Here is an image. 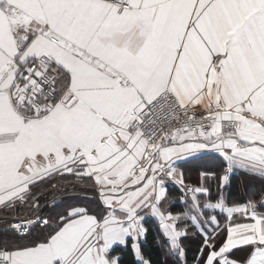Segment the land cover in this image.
I'll use <instances>...</instances> for the list:
<instances>
[{"label":"snow or ice","instance_id":"snow-or-ice-1","mask_svg":"<svg viewBox=\"0 0 264 264\" xmlns=\"http://www.w3.org/2000/svg\"><path fill=\"white\" fill-rule=\"evenodd\" d=\"M210 152L225 185L234 169L264 178V0H0V206L35 212L30 186L64 173L93 178L104 205L9 224L0 264H118L111 250L129 237L150 264L146 211L182 257L165 180ZM227 211L254 222L230 225L217 250L212 216L201 264H240L226 255L238 246L243 264H264V212Z\"/></svg>","mask_w":264,"mask_h":264},{"label":"trees","instance_id":"trees-1","mask_svg":"<svg viewBox=\"0 0 264 264\" xmlns=\"http://www.w3.org/2000/svg\"><path fill=\"white\" fill-rule=\"evenodd\" d=\"M206 157L201 159L203 162L200 167L211 174L206 176L208 180V183L206 181V185L210 198L217 200L218 196L224 192L227 194L229 202L242 203L250 200L253 195L259 192V185L256 181L257 177L241 172L232 174L228 186L223 189L221 187V180L225 174L226 163L216 155ZM261 188H264V184H262ZM31 191L36 193V201L39 202L35 212L28 205L20 204H17L15 207L17 214H12L15 210H7L5 208L0 211V241L15 239L16 237L12 232L5 231L3 228L12 220L25 217L27 214L32 216L44 214L48 217L50 223H52L58 217V214L64 213L71 206L85 207L93 214L98 207H104L97 188L94 186L90 188L84 187L73 177L63 176L60 178L56 174L50 180L45 178V181H37ZM168 191L170 196L183 195V190L176 186H168ZM169 211L172 214H182L186 211V205L178 200L169 207ZM178 225H182L183 230L186 232V235L180 240L184 252L182 257L174 252H170L169 241L160 226L159 219L149 217L145 220L146 234L140 242V251L144 258L150 261V264H201L204 257L200 255V249L204 243V236L195 230L196 227L191 225L190 221L182 220ZM40 231L41 229H36L34 234L38 235ZM224 233L226 231L213 234L215 236L216 247L220 241L218 236L221 235L224 238ZM206 252L207 249L205 248ZM239 252L231 251L229 255L240 257L243 260L247 258V251L245 256H239ZM111 255L118 257V264H141L132 247V238L128 239L126 245H114Z\"/></svg>","mask_w":264,"mask_h":264},{"label":"crops","instance_id":"crops-1","mask_svg":"<svg viewBox=\"0 0 264 264\" xmlns=\"http://www.w3.org/2000/svg\"><path fill=\"white\" fill-rule=\"evenodd\" d=\"M211 155H216L218 157H220L221 159H223L218 153L215 152H210V153H201L197 156H192L189 157L188 159H183V160H179L176 162L175 167L177 169V176L176 178H172V177H168L165 180V188H166V198L164 200L161 201V208L163 211H165V213H169V207L176 201L180 200L182 201L185 205H186V211L182 214H173V215H177L182 217L181 220H179L177 223H179L182 220H187L190 221L191 225L195 226V230L202 233L201 232V228L205 229L206 231L209 232V234H211V229L213 227H215V225L213 224H209L206 223V221L210 220V218L212 216H215L216 218V223L219 225L218 228H216L215 233H219L222 231H226V233H224V238L220 235L218 236L220 238V241L218 243V246L216 247L217 250L220 246H222L223 242H225L226 240V236H227V228L234 224V223H252L254 221H252L250 218H243L241 217L239 212L233 213L231 216L229 215L227 208L228 207H236V206H244L247 204V202H242V203H231L229 202V198L227 196V194H225L224 192L221 193V195L218 196L217 200H214L212 198L209 197L208 191L205 192H201L196 194L197 195V201L194 202L192 200V193L190 191V189H194V188H207L206 185V181L208 183L207 177L208 175H211L209 172H206L204 170L201 169V163L203 161H201V159L203 157L207 158L206 156H211ZM224 161V160H223ZM226 163V161H224ZM227 167V164H226ZM237 172H241V173H248L247 171L243 170V169H234L233 172L231 174H229V182H230V177L232 174L237 173ZM250 174V173H248ZM254 177H257L256 181L259 185L258 187V191L256 195H253V197L250 199L253 202H255L257 204V209L258 211L264 212V206L261 205L260 201L262 196H264V188L260 187L262 186V184H264V178L258 176V175H253L250 174ZM58 177H63V176H68V177H73L76 181H79L84 187H88L90 188L91 186H94V179L93 178H89V177H82L80 179H78L76 176H74L73 174L70 173H64V174H57ZM182 179L183 180V184L179 183V180ZM229 182L225 185L222 183L221 180V187L224 189L226 186H228ZM168 186H176L178 188H181L183 190V195H175V196H170L169 191H168ZM33 186H30V191L32 189ZM95 187V186H94ZM98 189V187H95ZM260 189V190H259ZM99 191V189H98ZM101 201L102 198L100 197ZM223 200L224 204H225V208L219 209V208H205L204 205L205 204H216L217 202ZM195 203H198L200 205L199 208H197L195 206ZM3 206H0V211L3 209ZM171 213V212H170ZM12 214H17L16 209L14 211V213ZM149 217H154L156 219H158V217L154 216L153 214H151L150 211H146L144 213V220L142 221L144 227H145V220ZM192 217H196V221L197 224H199V227L197 226V224H194L192 222ZM146 229V227H145ZM146 234V233H145ZM204 236V234H202ZM145 237V235L141 238V240ZM131 238V237H129ZM128 238V239H129ZM140 240V242H141ZM250 246H238L236 249H232L231 251H240L238 253L239 256H245L246 251L245 249L248 248ZM229 252V253H230ZM228 254H226L228 256L229 259L234 260V261H238L240 262V264H243L244 260L246 259H241L240 257H232ZM137 254V252H136Z\"/></svg>","mask_w":264,"mask_h":264},{"label":"built area","instance_id":"built-area-1","mask_svg":"<svg viewBox=\"0 0 264 264\" xmlns=\"http://www.w3.org/2000/svg\"><path fill=\"white\" fill-rule=\"evenodd\" d=\"M200 107H201V106H196V108H197L198 111L200 110ZM36 203H37V207H38L39 202L36 201ZM37 216H39V217L42 218V219H43V218H47V219H48V217H47L46 215H44V214H39V215H34V216H32V215H30V214H27L25 217H20V218H16V219L12 220L9 224L19 223V222H21V220H26V219H28V218L36 219ZM9 224H8V225H9ZM8 225H7V226H8ZM7 226L4 227L3 229L5 230V229L7 228ZM9 232H11V231H9Z\"/></svg>","mask_w":264,"mask_h":264}]
</instances>
